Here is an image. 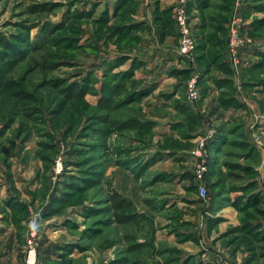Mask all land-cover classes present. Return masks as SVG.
Instances as JSON below:
<instances>
[{
	"label": "rangeland",
	"instance_id": "374dc122",
	"mask_svg": "<svg viewBox=\"0 0 264 264\" xmlns=\"http://www.w3.org/2000/svg\"><path fill=\"white\" fill-rule=\"evenodd\" d=\"M221 2L204 59L201 48L194 61L179 56L177 86L201 105L218 40L228 43L237 14L248 43L239 69L214 83L250 91L264 118V0ZM137 8L131 0H0V264H27L30 232L35 264H264V215L250 197L264 121L209 122L192 134L205 113L197 120L188 108L180 117L158 107L159 93L141 87V62L129 54L139 47L141 26L129 23ZM192 12L187 0L195 35ZM195 77L201 96L192 102ZM162 114L179 136L162 139L170 132ZM202 140L211 164L206 200L191 153Z\"/></svg>",
	"mask_w": 264,
	"mask_h": 264
},
{
	"label": "crops",
	"instance_id": "0c3cea01",
	"mask_svg": "<svg viewBox=\"0 0 264 264\" xmlns=\"http://www.w3.org/2000/svg\"><path fill=\"white\" fill-rule=\"evenodd\" d=\"M132 2H137L138 8L134 14V19H131L129 23L140 24V28L135 31V35L139 36V47L137 51L129 52L132 57H136L140 61V68L137 70L136 75L142 79V88H148L152 92L159 93L156 94V105L159 107L170 108L173 114L179 113L180 117H183L185 108H188L190 113L198 120L199 113L201 112L202 118L201 123L197 124V128L194 130H188V133L195 134L200 128L205 129L209 122L213 124L223 125L225 123H236V121L244 122L245 124H250V120L259 117V110L257 108V101H254L252 97H249L250 91L244 93L240 92L234 88L232 84L226 86H216L214 82L222 81L229 78L230 66L228 56L226 53L227 42L226 36H221L218 40L220 53L216 56H220L219 60L215 62L214 69L211 72H206V82L202 89V103L201 105L193 104L187 102L185 99V91L183 85L177 86V82H182L183 78L178 79L176 69L179 64L178 53V28L175 22L174 6L177 0H131ZM222 0H191V9L193 10V26L195 31V36L198 44H201V49L203 54L200 56V60L205 57V35L206 30L211 28L212 23H215V18L218 16L215 14L218 10L221 11L220 5L224 2ZM225 1V0H223ZM225 7V6H224ZM226 8H224L225 10ZM226 11V10H225ZM226 24V23H225ZM224 25L223 28H225ZM218 30L222 33V25H218ZM221 30V31H220ZM127 53V52H125ZM214 78V79H213ZM175 80L174 84L170 81ZM207 83V84H206ZM171 84V85H170ZM248 89V87H247ZM251 89V88H250ZM165 93V94H161ZM251 93H256L252 92ZM224 94V98L219 99L220 95ZM257 99L262 98L259 94V90L256 93ZM181 97V99H179ZM179 99V100H178ZM246 105L249 109H242V105ZM152 105V104H151ZM153 106V105H152ZM244 107V106H243ZM205 113V114H204ZM163 119L164 125H167L168 131L160 133L162 139L166 134H171L179 136L180 128H175L171 121L167 120V116L164 114L159 115ZM160 119V120H162ZM177 122V118H173ZM264 121L263 117L258 118ZM203 120H205L203 122ZM208 120V121H206ZM182 121V120H181ZM162 124V123H161ZM173 125V128H170ZM244 137L249 140V132L244 133ZM191 142L193 139H189ZM221 141V138H218ZM256 147H262L261 141L255 140ZM251 146V145H250ZM194 160V157H193ZM237 166V164H236ZM256 167L257 176L256 180L259 182V187H257L254 192L262 190L261 193L264 194V154H262L261 163ZM240 168V167H239ZM253 180V179H252ZM251 180V181H252ZM241 191H231L232 193H239ZM195 204V203H194ZM210 208V207H209ZM222 211L233 217L234 212L225 208ZM3 217V216H1ZM4 228H0L3 231ZM5 231V230H4ZM11 235H15V228L11 232Z\"/></svg>",
	"mask_w": 264,
	"mask_h": 264
},
{
	"label": "built area",
	"instance_id": "2783aa9c",
	"mask_svg": "<svg viewBox=\"0 0 264 264\" xmlns=\"http://www.w3.org/2000/svg\"><path fill=\"white\" fill-rule=\"evenodd\" d=\"M176 21L179 32L178 53L194 61L197 51V41L195 35L192 33L191 25L189 23V16L187 13V0H180L176 8ZM242 21L239 15L234 14L228 26V62L230 67L237 71L240 66L239 54L247 42L242 36L241 27ZM200 90L197 84V78H192L187 84V97L192 102H197L200 99ZM205 142L202 140L200 144L192 150V154L197 159L195 164L194 176L198 184V193L203 200L207 199V173L209 170V156L205 151ZM37 260V247L34 239V232H30L27 236L26 242V263L35 264ZM220 264H236L228 258H221Z\"/></svg>",
	"mask_w": 264,
	"mask_h": 264
},
{
	"label": "trees",
	"instance_id": "16d2710c",
	"mask_svg": "<svg viewBox=\"0 0 264 264\" xmlns=\"http://www.w3.org/2000/svg\"><path fill=\"white\" fill-rule=\"evenodd\" d=\"M201 44H198L197 43V49L201 48ZM200 59V57H199ZM236 166V165H235ZM237 167H240L242 169H246L247 171H252V168L251 167H248V166H241V165H237ZM210 169H211V164H210V160H209V170H208V173H207V178H209L210 176ZM255 188V184H252V186L250 187H246L244 191H248V190H251V189H254ZM251 198H253L254 202H253V205L255 207H257V211L261 214L264 215V208L260 207V204L263 202V196L261 194V192H252V194H250Z\"/></svg>",
	"mask_w": 264,
	"mask_h": 264
}]
</instances>
